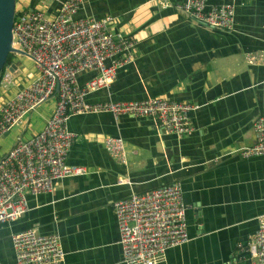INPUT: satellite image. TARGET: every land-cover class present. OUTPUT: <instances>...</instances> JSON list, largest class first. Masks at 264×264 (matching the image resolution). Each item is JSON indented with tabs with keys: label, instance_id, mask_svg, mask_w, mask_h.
Masks as SVG:
<instances>
[{
	"label": "crops",
	"instance_id": "1",
	"mask_svg": "<svg viewBox=\"0 0 264 264\" xmlns=\"http://www.w3.org/2000/svg\"><path fill=\"white\" fill-rule=\"evenodd\" d=\"M17 0H15L16 2ZM83 0L77 15L115 17L111 27L133 40L132 58L108 86L88 100L160 95L194 104L191 132L176 136L151 117L109 112L71 113L75 134L65 160L85 167L83 174L55 179L51 190L28 194L25 212L0 222V264H14L11 233L34 227L56 233L62 264H124L112 202L179 181L186 204L188 239L166 248L154 264H251L246 255L233 261L264 211V157L242 156L253 143L254 119L264 110V0H207L229 3V28L209 26L178 6L183 0ZM60 0H22L52 15ZM250 54L256 57L248 61ZM21 61L22 65L17 66ZM13 83L0 87V103L37 76L33 59L12 53ZM94 70H80L83 83ZM56 94L28 112L25 121L0 135V157L18 139L38 131L51 114ZM121 136L123 161L104 146L106 135Z\"/></svg>",
	"mask_w": 264,
	"mask_h": 264
},
{
	"label": "built area",
	"instance_id": "2",
	"mask_svg": "<svg viewBox=\"0 0 264 264\" xmlns=\"http://www.w3.org/2000/svg\"><path fill=\"white\" fill-rule=\"evenodd\" d=\"M82 1L60 0L52 15L41 7L14 8L11 44L33 59L38 74L0 103V135L24 122L28 112L44 99L54 94L56 99L42 127L29 137L18 138L0 157V222L21 216L28 206V194L49 191L55 179L85 172L84 166L65 160L75 136L66 125L71 113L148 116L157 127L176 136L193 129L188 112L194 104L190 102L160 95L86 98L89 92L108 86L116 70L131 60L133 40L111 27L115 17L110 13L77 15ZM178 6L209 26H231L233 8L229 3L207 5V0H183ZM255 57L250 54L247 60ZM84 69L94 70V74L79 84L76 75ZM12 83L13 75L6 65L0 71V87ZM252 128L253 143L241 146L239 153L264 157V110ZM103 143L111 156L125 159L121 136L106 135ZM112 206L124 264H154L164 258L166 248L188 239L179 181L132 192L115 199ZM11 243L14 264H62L64 253L56 233L25 227L11 233ZM235 249L233 261L247 255L251 264H264V211L257 215L248 242Z\"/></svg>",
	"mask_w": 264,
	"mask_h": 264
},
{
	"label": "water",
	"instance_id": "3",
	"mask_svg": "<svg viewBox=\"0 0 264 264\" xmlns=\"http://www.w3.org/2000/svg\"><path fill=\"white\" fill-rule=\"evenodd\" d=\"M15 0H0V71L4 66L15 67L14 63H5L6 56L9 52H20L11 44L12 34V20L14 16ZM57 87L55 88V90Z\"/></svg>",
	"mask_w": 264,
	"mask_h": 264
},
{
	"label": "rangeland",
	"instance_id": "4",
	"mask_svg": "<svg viewBox=\"0 0 264 264\" xmlns=\"http://www.w3.org/2000/svg\"><path fill=\"white\" fill-rule=\"evenodd\" d=\"M20 1H22V0H17L16 2H15V9H18L20 6H19V2ZM22 65V62L21 61H18L17 62V66L19 67V66H21ZM15 125H18V124H15Z\"/></svg>",
	"mask_w": 264,
	"mask_h": 264
},
{
	"label": "trees",
	"instance_id": "5",
	"mask_svg": "<svg viewBox=\"0 0 264 264\" xmlns=\"http://www.w3.org/2000/svg\"><path fill=\"white\" fill-rule=\"evenodd\" d=\"M11 57H12V52H9L6 56V60H5V63H8L10 60H11ZM2 71V70H1Z\"/></svg>",
	"mask_w": 264,
	"mask_h": 264
}]
</instances>
